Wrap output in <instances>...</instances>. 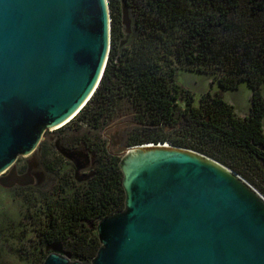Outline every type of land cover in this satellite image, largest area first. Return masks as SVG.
<instances>
[{"label": "water", "instance_id": "1", "mask_svg": "<svg viewBox=\"0 0 264 264\" xmlns=\"http://www.w3.org/2000/svg\"><path fill=\"white\" fill-rule=\"evenodd\" d=\"M110 20L108 0H0V174L90 99ZM114 154L124 206L96 223L90 264H264V196L238 173L167 142ZM41 264L84 263L51 251Z\"/></svg>", "mask_w": 264, "mask_h": 264}, {"label": "trees", "instance_id": "2", "mask_svg": "<svg viewBox=\"0 0 264 264\" xmlns=\"http://www.w3.org/2000/svg\"><path fill=\"white\" fill-rule=\"evenodd\" d=\"M108 4L111 42L100 82L82 109L53 130L60 133L61 147L71 150L84 144L95 153L96 163L86 181L74 188L73 182L62 183L63 175L55 170L60 156L41 141L45 168L58 176L60 189L74 190L70 195L57 192L53 198L26 194V216L35 226L40 254L56 244L71 258L91 260L99 247L96 223L123 208L120 157L107 148V140L89 135L103 128L123 101L132 107L137 127L128 135L127 146L167 142L193 149L229 167L264 196V187L238 164L255 161L264 167V0ZM123 6L135 8L133 31L125 42ZM178 69L205 73L211 88L216 84L219 90L202 94L195 105L194 94L177 82ZM241 82L251 89L244 116L222 96ZM65 131L68 136L61 134Z\"/></svg>", "mask_w": 264, "mask_h": 264}, {"label": "rangeland", "instance_id": "3", "mask_svg": "<svg viewBox=\"0 0 264 264\" xmlns=\"http://www.w3.org/2000/svg\"><path fill=\"white\" fill-rule=\"evenodd\" d=\"M122 16L125 26L122 40L125 42L133 31L135 8L123 6ZM130 43H127L126 46ZM176 79L179 84L194 94L193 103L195 105L199 104L202 94L209 90L211 93L219 90L216 84L211 88L210 80L203 72L178 69ZM261 92L264 96V85ZM250 94L251 89L246 82H241L235 90H224L222 92L224 100L234 106L236 114L248 113ZM179 104L184 107L183 102ZM262 125L264 131V117ZM136 128L133 124L132 107L127 101H123L108 123L98 131H90L89 135H99L101 140L109 141L106 137L108 136L110 139L109 148L114 152H120L127 147L128 135L134 132ZM53 130L51 128L47 130L49 132L45 131L42 143L47 141L50 150L53 147L54 151L60 156V158L57 157L55 162V170L63 175L64 180L62 183L68 180V183H75L74 188H76V184H83L88 177L87 174L94 169L96 155L84 144H79L71 150L64 149L59 145L61 140L57 139L60 133ZM65 133L61 134L69 135L67 131ZM42 145L40 143L38 148L28 156H19L12 167L0 174V264H41L49 252H59L58 245L51 244L44 247L40 254L35 226L26 216L24 198L28 192L31 191L37 197L45 195L53 198L57 196V192L62 195H70L74 190L73 187L60 189L59 185L61 183L57 184L58 176L55 173L46 171L40 164L39 148ZM238 164H241L239 166L250 174L255 183L264 187V167L259 162L249 161L247 163L242 161ZM59 253L65 255L62 252ZM67 257L71 260H78L75 257ZM90 261L84 260L81 262L90 264Z\"/></svg>", "mask_w": 264, "mask_h": 264}, {"label": "flooded vegetation", "instance_id": "4", "mask_svg": "<svg viewBox=\"0 0 264 264\" xmlns=\"http://www.w3.org/2000/svg\"><path fill=\"white\" fill-rule=\"evenodd\" d=\"M39 154H40V152H39ZM40 164L43 166V168L46 170V171H48L46 168H45V166L43 165V163H42V157H41V154H40ZM49 172V171H48Z\"/></svg>", "mask_w": 264, "mask_h": 264}, {"label": "crops", "instance_id": "5", "mask_svg": "<svg viewBox=\"0 0 264 264\" xmlns=\"http://www.w3.org/2000/svg\"><path fill=\"white\" fill-rule=\"evenodd\" d=\"M239 116H244L245 114H238Z\"/></svg>", "mask_w": 264, "mask_h": 264}]
</instances>
